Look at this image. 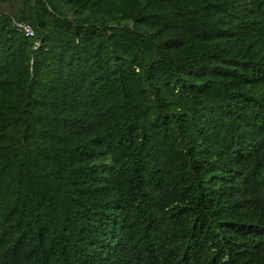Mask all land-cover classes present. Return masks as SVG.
Instances as JSON below:
<instances>
[{"label": "trees", "instance_id": "obj_1", "mask_svg": "<svg viewBox=\"0 0 264 264\" xmlns=\"http://www.w3.org/2000/svg\"><path fill=\"white\" fill-rule=\"evenodd\" d=\"M0 264H264V0H0Z\"/></svg>", "mask_w": 264, "mask_h": 264}, {"label": "built area", "instance_id": "obj_2", "mask_svg": "<svg viewBox=\"0 0 264 264\" xmlns=\"http://www.w3.org/2000/svg\"><path fill=\"white\" fill-rule=\"evenodd\" d=\"M14 28L17 32L23 34L24 36H33L34 35V29L33 27L28 23V21L24 19H20L14 22ZM36 44H39L36 42Z\"/></svg>", "mask_w": 264, "mask_h": 264}]
</instances>
